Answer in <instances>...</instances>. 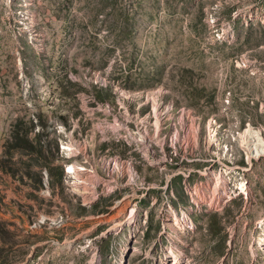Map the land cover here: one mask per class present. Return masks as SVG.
Segmentation results:
<instances>
[{"label":"rangeland","instance_id":"374dc122","mask_svg":"<svg viewBox=\"0 0 264 264\" xmlns=\"http://www.w3.org/2000/svg\"><path fill=\"white\" fill-rule=\"evenodd\" d=\"M256 131L264 0H0V264H264Z\"/></svg>","mask_w":264,"mask_h":264},{"label":"bare ground","instance_id":"6f19581e","mask_svg":"<svg viewBox=\"0 0 264 264\" xmlns=\"http://www.w3.org/2000/svg\"><path fill=\"white\" fill-rule=\"evenodd\" d=\"M257 133H254L251 137L253 138V143L251 144V146L248 149V153L252 154L253 156L259 158L264 154V139L261 137L260 132L256 131ZM251 133V132H249ZM242 145L244 146V142H242ZM249 155V154H248ZM68 174L74 172V167H70L69 169H67L66 171ZM226 188V187H225ZM224 191V190H223ZM227 195V191L225 193ZM132 216H134V214H131ZM131 216V219H132ZM135 217V216H134ZM178 220V219H177ZM175 260V262H179V257L177 255L174 256L173 258Z\"/></svg>","mask_w":264,"mask_h":264}]
</instances>
